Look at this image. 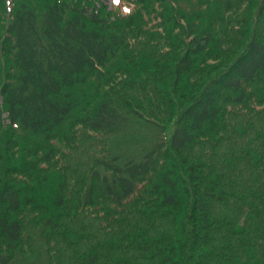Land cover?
<instances>
[{
  "label": "trees",
  "instance_id": "1",
  "mask_svg": "<svg viewBox=\"0 0 264 264\" xmlns=\"http://www.w3.org/2000/svg\"><path fill=\"white\" fill-rule=\"evenodd\" d=\"M41 245L264 264V0H0V264Z\"/></svg>",
  "mask_w": 264,
  "mask_h": 264
},
{
  "label": "rangeland",
  "instance_id": "2",
  "mask_svg": "<svg viewBox=\"0 0 264 264\" xmlns=\"http://www.w3.org/2000/svg\"><path fill=\"white\" fill-rule=\"evenodd\" d=\"M101 1L104 5L108 6V10H111L113 4L117 3V0ZM154 137L155 131L151 125L137 120L126 133L120 136L115 134L110 137V141H113V146L111 145L112 152L113 154L124 155V160L133 159L138 161L142 156L143 148L147 147ZM18 264H49L48 256H46V248L41 245L38 250V255L20 258Z\"/></svg>",
  "mask_w": 264,
  "mask_h": 264
}]
</instances>
